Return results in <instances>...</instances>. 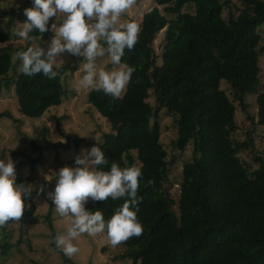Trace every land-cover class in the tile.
Wrapping results in <instances>:
<instances>
[{
	"label": "trees",
	"instance_id": "obj_1",
	"mask_svg": "<svg viewBox=\"0 0 264 264\" xmlns=\"http://www.w3.org/2000/svg\"><path fill=\"white\" fill-rule=\"evenodd\" d=\"M153 1L157 7L143 15L136 44L121 58L135 69L122 96L114 100L102 91L87 94L91 108L110 128L98 146L108 160L101 168L116 162L120 167L136 165L142 173L137 219L143 231L118 244L122 251L117 258L132 264H264V157L254 138L255 128H264V0ZM193 5L195 12L185 11ZM31 7L32 0H25L7 12L6 28L0 20V80L16 68L11 41L26 20L24 9ZM162 31L164 44L157 53L154 42ZM32 35L38 44L53 32ZM54 67L60 75L51 80L17 72L14 87L22 116L40 119L63 103V79L76 67ZM223 81L231 94L221 88ZM151 95L156 107L148 102ZM248 95H256L255 116L247 112ZM236 103L250 123L242 139ZM161 110L175 116L179 125L173 149L184 154L193 147L192 160L182 164L178 189L167 187L175 161L161 142ZM4 116L12 118L8 112L0 114ZM71 140L81 142L75 136ZM58 146L62 144L53 145ZM30 201L21 218L34 215L36 202ZM122 203L108 198L84 206L101 211L107 220ZM53 212L51 203L46 216L51 241L57 234ZM51 246L69 261L53 242ZM2 249L6 255L9 245Z\"/></svg>",
	"mask_w": 264,
	"mask_h": 264
},
{
	"label": "clouds",
	"instance_id": "obj_2",
	"mask_svg": "<svg viewBox=\"0 0 264 264\" xmlns=\"http://www.w3.org/2000/svg\"><path fill=\"white\" fill-rule=\"evenodd\" d=\"M133 2L32 0L33 7L24 9L25 22L13 35L27 41L35 38L33 32L42 35L52 31L54 36L46 51L39 45L18 50L15 53L20 61L18 72L29 77L40 73L49 80L57 78L60 73L54 65H58L57 58L67 52L83 59V74L77 87L102 91L114 100L119 99L135 71L121 58L125 49H133L141 29L135 21L122 24L118 21ZM103 57L111 65L107 70L97 67V58ZM74 164L77 166L65 165L44 175L45 181L55 180L50 192L44 193L42 186L35 187L36 196L44 193L55 212L69 220L66 231L52 237L54 246L64 256L71 257L78 252L73 240L84 233L95 236L105 232L113 246L140 236L143 226L137 219V211L142 197L137 195V189L141 168L136 165L120 167L112 162L103 170L101 166L108 164V160L97 145L82 148L74 157ZM33 189L32 184L16 183L14 162L8 155L0 159V226L22 217ZM88 198L93 201L121 199L123 203L105 220L101 211L86 210L84 204Z\"/></svg>",
	"mask_w": 264,
	"mask_h": 264
},
{
	"label": "rangeland",
	"instance_id": "obj_3",
	"mask_svg": "<svg viewBox=\"0 0 264 264\" xmlns=\"http://www.w3.org/2000/svg\"><path fill=\"white\" fill-rule=\"evenodd\" d=\"M24 1L0 0V20L5 21L4 28L7 27L6 21L8 20L5 14L22 5ZM154 7L157 5L153 0H134L132 6L121 15L118 24L129 21L140 24L143 15ZM159 9L163 11L161 7ZM195 9L196 7L193 5L185 8V11L192 13L195 12ZM225 16H228V11ZM53 36L54 32L48 40L38 44L33 43L37 40L29 42L13 36L11 42L15 50L13 51V62L16 68L9 73L6 79L0 80L2 85L0 114L8 112L12 116L11 119L5 116L0 117V159L6 158L8 155L13 160L16 179L23 180L25 186L28 184L34 186L30 199L36 202V210L32 217L25 216L19 220H9L0 226V264H132L131 261H121L117 258L122 248L118 245H111L105 232L95 236L84 233L75 238L73 243L78 248V252L68 257V262L51 246V231L46 223L51 201L44 193L50 192L54 188L55 180L45 181L44 175L49 171H57L65 165L76 167L74 157L80 150L88 149L93 145L100 146L104 134L110 130L106 121L91 108L87 99L90 90L85 91L77 87V81L83 74L81 68L83 59L67 52L57 58V66L70 65L76 67V71L73 74H67L63 79L66 94L63 96L61 106L50 109L40 119L27 118L19 113L14 82L17 78L20 61L15 53L28 46L37 45H41L46 51ZM163 44L164 31L160 32L154 42L157 53L161 52ZM96 63L98 68L107 70L111 67L106 57L97 58ZM260 67L261 73H264V57L261 58ZM7 79L11 80L9 88L5 87ZM221 88L231 94L226 82H222ZM148 102L153 107L157 106L154 95L150 96ZM246 102L247 112L255 116L257 111L256 95H248ZM236 106L237 127L242 139L244 138L243 129L248 128L250 123L246 119L247 114L242 112L240 105L236 103ZM175 119V116L173 117L165 110L159 112L161 142L168 153L169 160L175 161L171 180L167 187L174 185L173 187L178 189L182 179V164L184 161L192 160L193 147H189L184 154L173 149L172 141L176 139L179 127ZM73 136L81 139V142L76 143L74 140L68 142V138ZM254 138L256 150L264 157V128L256 127ZM59 143L62 146L55 149L53 145ZM242 157L246 156L242 155ZM31 160L39 161L35 166H32ZM40 186L44 188V193L36 196L35 187ZM28 199L24 211L31 207V201ZM89 201H92L91 198L86 200V202ZM52 217L57 233L65 232L69 225L68 218L60 217L55 209ZM7 234L9 235L8 239H3ZM5 244L9 245L6 255L2 254V247Z\"/></svg>",
	"mask_w": 264,
	"mask_h": 264
}]
</instances>
